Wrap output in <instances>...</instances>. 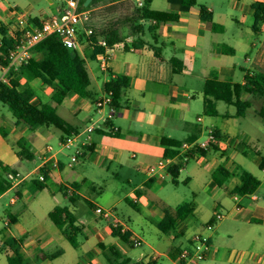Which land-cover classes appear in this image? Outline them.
<instances>
[{
  "label": "crops",
  "instance_id": "1",
  "mask_svg": "<svg viewBox=\"0 0 264 264\" xmlns=\"http://www.w3.org/2000/svg\"><path fill=\"white\" fill-rule=\"evenodd\" d=\"M133 1L105 6L109 14L106 16L114 20L111 24L120 29L123 37L122 43L108 51L109 72L100 70L96 57L93 58L92 47L86 44L85 32L80 33L81 44L76 50L86 61L91 79V98L70 94L57 107L58 115L76 131L71 138L85 142L89 136L87 128L91 124L96 127L91 134L90 145L83 148L76 162H72L75 152L55 148L64 136L57 128L30 130L18 125L13 115L9 121L5 113L0 112V127L6 134L3 137L0 133V174L2 168L7 167L21 174L26 172V176L31 177L0 195L4 197L15 190L19 197L16 204L6 203L1 209L3 215L0 217L4 220L0 229V264H9V258L14 257L16 252L30 264H121L125 260L131 264L132 260L115 248L118 241H124L113 235L112 221L96 213L99 205L96 209L85 205L89 203L88 194L96 189L97 182L106 181L110 176L129 185L135 183L136 186L122 196L121 201H127L135 209L142 208L153 217L156 212L147 200L151 188L160 180L163 185L167 178L178 185L182 174H186L184 183L190 188V196L181 201L179 197H174L173 201H178L173 206L168 204L171 203L168 199L162 198V217L154 222L159 229L158 225L166 214L176 219L174 230L169 232L171 247L163 256L174 264H180L179 257L188 247L190 239L203 232L210 236L212 243L206 264H264V195L261 188L252 195L239 196L235 193L241 185L243 172L258 178L255 172L244 168L250 136L245 133L244 139H241L239 134L231 132L225 121H220L241 118L236 116L237 110L234 114L222 113L217 102L218 115L209 116L204 107V87L208 80L244 84L246 71L253 69V58L264 40V28L258 34L253 32L252 6L264 0H227L221 8L203 5L212 12L214 21L224 27L220 33L212 32L200 19L197 6L188 13H179L178 21L157 26L155 22L141 21L136 24L142 27L138 34H132L131 24L125 23V19L132 14L128 7ZM65 5L66 0H0V26L8 28L10 34L23 32L52 15L60 14ZM101 5L92 8L99 10L103 8ZM150 7L155 11H172L168 1L162 10L155 7V0ZM106 22L107 19L98 28L110 24ZM245 25H250L248 28L253 33H247ZM241 55H244L245 61L240 58ZM173 59L181 64H174ZM173 65H178V69L182 65V70L174 72ZM122 77L127 79L128 86L117 101L116 114L106 123L104 119L109 109L104 108L99 113L96 103L105 96V85ZM21 84V88H28L34 93V105L54 106L53 90L41 80L21 81ZM250 99L248 94L242 95V100ZM3 107L6 106L0 105V111ZM112 127H117L118 131L113 132ZM210 130L216 131L220 143L206 155L196 156L177 170V166L171 167L162 176L150 178L147 175L148 167L162 158H168L165 156L167 148L176 153L184 142L193 139L204 141ZM55 140L59 142L54 143ZM166 141L181 144L168 147L164 145ZM22 147L32 155V160L19 157ZM257 154L261 169L264 155L260 150ZM28 162L34 163V168L29 171ZM44 167L49 169V175L44 182L45 188L39 190L33 181L39 179ZM73 185L79 186L76 196L68 193ZM64 188H67V194ZM44 192L53 198L54 204L44 197L39 206H33L31 199L41 198ZM57 200L60 203L63 201L64 205L57 204ZM21 202H24L23 206L13 210ZM184 205H189L192 212L184 220L177 219V211ZM56 207L69 208L76 218V225L82 228L78 248L71 245L50 219L49 214ZM218 210L224 214V219L216 223L213 231H206V225L215 222ZM78 212L87 216V225L80 222ZM115 216L127 227L119 216ZM7 220L10 222L8 226L5 224ZM127 229L131 237L138 238L132 228ZM176 240L179 244L175 245ZM142 241L148 245L145 240ZM110 248H114L121 259L109 253ZM151 249L152 253L159 254L155 248ZM39 253L59 256L35 262ZM154 254L141 253L135 263L158 262ZM171 254L178 258L173 260Z\"/></svg>",
  "mask_w": 264,
  "mask_h": 264
},
{
  "label": "trees",
  "instance_id": "2",
  "mask_svg": "<svg viewBox=\"0 0 264 264\" xmlns=\"http://www.w3.org/2000/svg\"><path fill=\"white\" fill-rule=\"evenodd\" d=\"M88 0H81V7L84 10H90L95 5L112 4L123 2L125 0H91L86 7ZM171 7V12L155 11L151 9L153 0H144L142 8H136L133 13L125 19V23L131 24V33L138 34V30H142L141 26H136L141 21L155 22V26L161 25L169 21H178L179 13H188L198 6V0H167ZM254 9V24L252 30L258 34L264 28V2L253 4ZM110 8V7H109ZM200 19L209 27L214 33L224 31V27L214 21L212 12L206 6H199ZM39 25V23H37ZM154 26V28H155ZM150 29H153L151 27ZM23 37V32H14L10 34L9 29L5 26H0V67L8 64L9 53L15 49L19 41ZM101 39L107 42L111 49L114 46L123 42L120 29L115 24H108L103 28L94 30V34L90 37L93 49V58L98 54L104 52V49L98 46ZM97 58V57H96ZM173 63H179L173 59ZM174 72L178 73L182 70V65L178 69V65H173ZM252 70L246 71L244 77V84H237L232 82L220 81L217 79L208 80L204 87V107L209 116H217L216 103L221 101L228 105L234 106L237 110V117H245L248 110L253 106V99H261L263 106L260 110L259 116L264 119V40L262 41L257 53L253 58ZM39 79L45 86L53 90L54 106L50 104L34 105V93L28 88H21V81L26 83ZM91 79L86 67V61L82 55L76 50L66 48L61 39L57 35L48 37L45 41L39 44L33 50V58L30 62L22 67L20 73L11 80L10 85H0V105L6 106L12 113L18 125L28 127L34 130L40 127H55L60 130L64 136L62 141H65L76 134V131L66 123L57 113V107L70 94H76L82 98H91L90 94ZM128 86L127 79L117 78L112 79L105 85L106 92L113 93L114 106L118 107L117 101L120 99L123 90ZM246 93L250 96V100H242V95ZM0 133L6 137L5 132L0 127ZM195 139L190 140V142ZM181 143L177 141H166L164 145L179 146ZM181 146V145H180ZM179 146V147H180ZM208 150L192 151L188 154L189 160L196 156L206 155ZM177 153V152H176ZM169 148L165 150V156L170 157L176 154ZM21 159L25 158L32 160V155L26 148L22 147L18 154ZM178 167V168H177ZM175 167L176 170L183 166ZM261 170H264V158L260 163ZM14 172L7 167L2 168L0 174V195L5 194L12 188V183L7 178L8 173ZM40 174L44 176V181H33L39 190L45 188L44 182L48 178L49 169L42 168ZM175 177V176H174ZM176 179V177L174 178ZM241 185L235 190L239 196H246L254 194L260 187V180L248 172H243L240 176ZM79 186L73 185V196H76ZM67 194V188L63 189ZM71 202L73 199L71 197ZM192 210L189 205H184L177 211V219L184 220ZM52 222L61 229L63 235L75 248L79 247L78 238L82 232V228L76 225V218L67 207H56L50 214ZM175 221L170 214H166L165 219L158 225L163 233H169L175 228ZM115 237L120 238L127 244L132 245L131 234L129 232L122 233L120 229H112ZM109 253L121 259V256L116 253L114 248L109 249ZM59 254L48 255L39 253L35 256V262L43 261L47 258H57ZM171 258L176 260L178 257L171 254ZM180 258V257H179ZM111 262V258L108 257ZM125 260L121 264H128ZM180 263V262H179ZM9 264H30L26 261L20 253L16 252L14 257L9 258ZM135 264H158L156 261L137 262ZM180 264H184L181 262Z\"/></svg>",
  "mask_w": 264,
  "mask_h": 264
},
{
  "label": "rangeland",
  "instance_id": "3",
  "mask_svg": "<svg viewBox=\"0 0 264 264\" xmlns=\"http://www.w3.org/2000/svg\"><path fill=\"white\" fill-rule=\"evenodd\" d=\"M227 0H198V6H203V5H210V6H216L217 8H221L224 3ZM98 6V5H95ZM94 6V7H95ZM103 8H100L99 10H92V18L88 24L83 26L80 29V33H83L84 28L86 27H91L93 30L99 29V24L102 23L104 20L107 19L106 23H112L114 20H109L108 18L110 16L108 11L105 8L106 4L101 5ZM167 6V0H155V7L158 10H162ZM138 3L135 2V0L132 2L131 6L128 7L129 10L133 13L132 9L138 8ZM103 20V21H102ZM250 26V25H249ZM249 26L245 25V30L247 33H253ZM254 35V34H253ZM240 58L245 61L244 55H241ZM91 62V60H89ZM89 62V63H90ZM98 64V63H97ZM198 98V95H196V99ZM263 106V102L259 99L253 100V106L251 109H249L247 116L246 117H241V118H233L231 120H223L221 119L220 121H225L226 125L230 126L231 132H236L239 134L241 139H244L243 134H249L250 139L248 140L247 144L249 145L248 147V155L247 157V163L244 165V168L247 170L255 172L256 176L260 180L261 184L258 190L261 188V193L264 195V170L259 169L258 164L260 161V157L258 156L257 152L260 150L261 154L264 155V149H261L264 147V119H262L259 115L258 112H260L261 108ZM218 110L220 112L225 113L229 112V114H234L236 112V108L234 106H230L224 102H218ZM1 113H5L7 118L12 120V114L9 111L7 107L1 108ZM257 112V113H256ZM195 111H193V114ZM207 139V137H206ZM204 139V140H206ZM54 143H58V140L53 141ZM61 147L58 144L59 148ZM62 148V147H61ZM66 152L72 153L74 152L72 150H66ZM212 155L214 153L212 152ZM235 159V158H233ZM232 163V161H230ZM193 163V162H192ZM28 166V171L32 170L34 168V163L28 162L26 163ZM233 166V165H232ZM22 171H26L25 169H22ZM23 176H26V172L22 173ZM186 174H182L181 177L179 178V184L175 185L172 182V179H166V182L163 183L162 185V180L157 181L154 184V187L151 188V192L147 194V200L150 203V208L153 209L156 214L153 217H150L146 210L144 211L142 208L135 209L133 208L127 201L122 200V196H124L126 193H128L131 189H133L136 185L135 183H132V185H129L127 182L118 181L117 179H114L112 176H110L106 181H99L96 184V189L90 194H88L89 197V203L85 204L88 206V208L94 207L95 209L99 205V207H102L103 209L106 210H111L114 212L115 215L119 216L127 225V227L130 229L132 228L133 232H135L138 236V238H141L142 240H145V242L148 243L146 245L145 243L141 247H129L125 242H117L115 245V248L118 249L121 254L126 256L127 258H130L132 260L131 264H134L141 256V253H146L149 254V256L154 253H152L151 248H155L159 254H154L156 255V258H158V264H174L173 261L168 259L166 256H163V254H166V251L168 248L171 247V240L169 237L171 234L163 233L161 232L156 226L155 223L157 220H160L162 217V198L168 199L171 203L168 202L170 206H173L175 202L178 200H183L186 196H190V188L188 185L184 183ZM143 177L141 176V180ZM238 181V180H237ZM138 184V182H137ZM15 195V190L10 191L8 195L4 197H0V215L2 216L3 213L1 211L2 206H4L6 203H9L10 199ZM48 194L44 192L41 194V198H38L36 200L31 199L30 202L33 206H39V202H41V199L44 197H48ZM62 200L65 201V203H68L67 200L63 196ZM174 197H179V199L176 201H173ZM48 202L50 204H54L53 199L51 196L48 197ZM132 199V198H131ZM57 204L60 206H63L64 203L63 201L60 203L57 200ZM24 202H21L18 206L14 207L13 210H16L20 207H22ZM116 205L115 209H111L110 207ZM169 210V209H168ZM170 213L172 211H169ZM221 212V211H220ZM171 215H173L171 213ZM5 218V217H3ZM78 218L80 222L83 224L87 225L88 224V218L86 215H83L78 212ZM3 220L2 217H0V229L3 226ZM106 229H108L106 224H103ZM176 244H179V241L176 240ZM151 247V248H150Z\"/></svg>",
  "mask_w": 264,
  "mask_h": 264
},
{
  "label": "built area",
  "instance_id": "4",
  "mask_svg": "<svg viewBox=\"0 0 264 264\" xmlns=\"http://www.w3.org/2000/svg\"><path fill=\"white\" fill-rule=\"evenodd\" d=\"M138 6L142 8L144 1L137 0ZM92 12L90 10H84L81 7V0H66V5L63 11L58 15H52L38 25H34L30 29L23 31V37L10 53L8 57V64L4 67H0V85H10L11 80L17 77L22 67L26 66L33 58V50L52 35L60 37L63 45L74 50L81 44L80 29L88 24L92 18ZM86 44L92 47L90 37L94 34V30L91 27L84 28ZM98 46L104 49V52L98 54L96 57L100 70L104 73L109 72V55L110 48L104 39H101ZM104 108H108L109 112L104 122L110 121L117 112L113 102V93L106 92L105 96L98 100L96 103V109L98 112H102ZM96 127L91 124L87 128L89 134L85 142H80L76 137L69 138L65 141H61L60 146L65 150H74V156L72 162H76L80 155L83 153V148L89 146L91 143V134L94 133ZM113 132H117V127H112ZM220 143L219 135L214 130H210L207 135V139L204 141L195 140L187 141L181 144L177 148V153L173 157L162 158L156 164L151 165L146 170L147 175L150 178L162 176V173L174 166L184 165L189 161L188 154L197 150H208L216 147ZM49 150H52L49 147ZM7 178L12 183V188H16L21 185L25 180L30 179V176H23L19 172H10ZM40 181H44V176H39ZM68 193L73 195L74 191L70 187ZM19 200L17 194H15L9 201L10 205H14ZM96 213L106 220L112 221V226L115 229H120L122 233L128 232L127 227L122 221L117 218L113 211L106 210L101 207L96 209ZM224 214L219 210L215 214V222L206 225V231H213L216 223L224 219ZM9 220L6 221V226L9 225ZM133 247L143 246V241L137 237H131ZM212 243L208 234L200 232L195 234L189 242V245L184 249L180 255L179 262L184 264H206L209 252L211 250Z\"/></svg>",
  "mask_w": 264,
  "mask_h": 264
},
{
  "label": "water",
  "instance_id": "5",
  "mask_svg": "<svg viewBox=\"0 0 264 264\" xmlns=\"http://www.w3.org/2000/svg\"><path fill=\"white\" fill-rule=\"evenodd\" d=\"M90 2H91V0H88L87 3L85 4V6L87 7Z\"/></svg>",
  "mask_w": 264,
  "mask_h": 264
}]
</instances>
